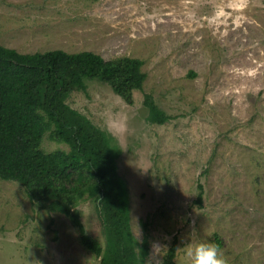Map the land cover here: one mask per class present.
Segmentation results:
<instances>
[{
	"label": "rangeland",
	"instance_id": "374dc122",
	"mask_svg": "<svg viewBox=\"0 0 264 264\" xmlns=\"http://www.w3.org/2000/svg\"><path fill=\"white\" fill-rule=\"evenodd\" d=\"M0 45L142 61L131 103L91 79L66 99L119 150L139 258L147 243L139 264H162L173 243L175 264H189L199 242L226 264H264V0H0ZM145 95L166 122L148 120ZM50 134L43 152L69 150ZM78 209L101 238L92 202ZM0 264L97 260L65 215L0 178Z\"/></svg>",
	"mask_w": 264,
	"mask_h": 264
},
{
	"label": "trees",
	"instance_id": "16d2710c",
	"mask_svg": "<svg viewBox=\"0 0 264 264\" xmlns=\"http://www.w3.org/2000/svg\"><path fill=\"white\" fill-rule=\"evenodd\" d=\"M142 65L137 58L107 61L90 51L20 53L0 45V178L19 182L33 202L65 215L97 264H139L147 255V243L139 258L127 189L117 169L118 148L66 99L91 79L108 84L131 103L132 92L141 90L145 81ZM144 106L150 122L168 120L150 95H145ZM47 132L69 150L43 152L40 145ZM85 199L93 204L101 238L86 233L81 222L78 206ZM175 255L173 243L162 264H175Z\"/></svg>",
	"mask_w": 264,
	"mask_h": 264
},
{
	"label": "clouds",
	"instance_id": "9594fccd",
	"mask_svg": "<svg viewBox=\"0 0 264 264\" xmlns=\"http://www.w3.org/2000/svg\"><path fill=\"white\" fill-rule=\"evenodd\" d=\"M244 2L246 3V0ZM186 255L189 258V264H226L219 245L214 242H199L190 245Z\"/></svg>",
	"mask_w": 264,
	"mask_h": 264
}]
</instances>
